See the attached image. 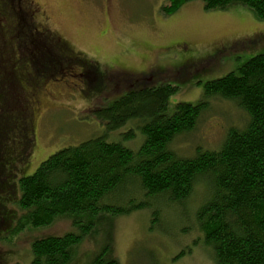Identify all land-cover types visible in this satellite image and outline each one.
I'll return each mask as SVG.
<instances>
[{
  "label": "trees",
  "instance_id": "1",
  "mask_svg": "<svg viewBox=\"0 0 264 264\" xmlns=\"http://www.w3.org/2000/svg\"><path fill=\"white\" fill-rule=\"evenodd\" d=\"M193 1L205 11L245 7L264 20V0H167L161 14L170 16ZM35 12L31 0H0V237L16 219L19 232L65 218L70 231L31 241L29 264H70L83 241L110 231L116 218L147 205L156 220L163 208L173 209L197 188V195L205 193L198 230L213 263L264 264V53L206 80L198 102L169 109L179 89L173 78L183 81L192 72L171 82L164 81L169 73L146 81L130 71L112 76L73 52ZM178 44L165 50L177 49L179 63L185 62ZM202 57L196 65L212 61ZM67 76L95 101L86 112L99 130L52 153L30 175L20 174L18 165L26 167L36 144L38 97L47 82L60 85ZM109 78L118 81V92ZM212 100L233 103L245 121L227 127L217 148L200 144L190 155H179L175 140L195 131ZM137 136L138 144H132ZM12 203L20 211L17 218L8 210ZM108 252L103 248L90 264H118Z\"/></svg>",
  "mask_w": 264,
  "mask_h": 264
},
{
  "label": "rangeland",
  "instance_id": "2",
  "mask_svg": "<svg viewBox=\"0 0 264 264\" xmlns=\"http://www.w3.org/2000/svg\"><path fill=\"white\" fill-rule=\"evenodd\" d=\"M31 3L40 22L44 21L50 31L63 38L73 52L97 62L99 69L112 76L116 71H130L139 77L137 74L143 70H164L165 66L174 70L183 64L179 63L177 49L165 50L172 44L180 43L179 51L193 60L202 56L209 59L210 50H220L212 61L191 67L190 78L178 81L173 77L180 74L169 72L164 81L173 78L179 87L168 101L169 109L177 102H198L203 97L206 80L221 77L250 57L264 53V20L257 19L245 7L205 11L200 1H193L165 17L160 8L168 4L167 0H31ZM239 45L241 49L236 50ZM62 79L56 86L47 82L44 94L38 97L40 105L34 118L36 144L29 151L26 167L18 165L20 174L30 175L52 153L65 145L79 144L99 130L100 125L87 118L86 112L95 101L80 92L75 78ZM110 79L118 92V81ZM245 117L233 103L212 100L195 131L179 137L174 146L181 156L190 155L200 144L215 149L227 127L241 125ZM139 139L137 136L132 144H138ZM194 192V196L173 209L163 208L156 220H152L147 205L145 210L116 218L110 231L105 228L83 241L70 264H90L105 247L118 264H214L209 249L203 247L196 220L205 193L197 195V188ZM8 210L16 218L20 215L13 203ZM16 224L17 219L9 234L0 237V264H29L30 243L35 237L62 235L71 228L62 217L37 230L26 227L18 232ZM180 251L184 255L175 260Z\"/></svg>",
  "mask_w": 264,
  "mask_h": 264
},
{
  "label": "flooded vegetation",
  "instance_id": "3",
  "mask_svg": "<svg viewBox=\"0 0 264 264\" xmlns=\"http://www.w3.org/2000/svg\"><path fill=\"white\" fill-rule=\"evenodd\" d=\"M185 51H187V50L185 49ZM219 53H221L220 50L214 49L213 52H212V55L211 56H208V57L209 58H212L213 56H217ZM185 59H187V58H185ZM200 61H201V59H200ZM206 61H208V59ZM197 62H198V60H196V61L193 60L192 61L191 59H188L187 61L182 62L183 65H181L176 70L175 73H178L180 75L183 74V73H191V72L188 71V69L190 70L191 67H194L197 64ZM174 71L175 70L170 69V68H165L164 70H157V71L156 70H154V71L153 70H148L147 73H144V71L139 72L138 76L141 77L144 81H146V80H150V79L154 78V75L155 74H163V75H166L169 72H174ZM143 75H145V76H143ZM35 112H36V110H35Z\"/></svg>",
  "mask_w": 264,
  "mask_h": 264
}]
</instances>
